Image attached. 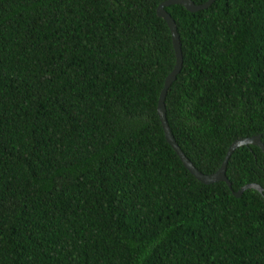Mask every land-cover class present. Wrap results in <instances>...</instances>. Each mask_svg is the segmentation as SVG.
Instances as JSON below:
<instances>
[{
    "label": "trees",
    "instance_id": "16d2710c",
    "mask_svg": "<svg viewBox=\"0 0 264 264\" xmlns=\"http://www.w3.org/2000/svg\"><path fill=\"white\" fill-rule=\"evenodd\" d=\"M159 1L0 0V264H264L260 148L228 187L163 136ZM164 8L165 118L209 173L264 145V0Z\"/></svg>",
    "mask_w": 264,
    "mask_h": 264
},
{
    "label": "water",
    "instance_id": "95a60500",
    "mask_svg": "<svg viewBox=\"0 0 264 264\" xmlns=\"http://www.w3.org/2000/svg\"><path fill=\"white\" fill-rule=\"evenodd\" d=\"M213 0H204L202 2L195 3L192 0H161L157 3L155 7V13L163 18L165 21L169 33H170V38H171V44L173 48V53H174V63L171 69L165 74L163 81H162V86L159 90L157 100H156V114L158 116V119L160 121L162 131H163V136L167 143L171 146V148L175 151L177 154L178 158L180 159L181 163L183 166L200 182L203 183H209L212 181H217V180H222L226 183L228 187H230V183L225 175V164L226 160L230 154V152L237 146L242 145V144H254L260 148V150L264 154V145L261 142L259 138V134H253L249 136H241L237 137L227 145L225 152L223 154V158L218 165V167L209 173H203L199 171L192 163L191 161L183 154L177 143L175 142L173 135L169 129V126L167 124L166 118H165V111H164V94L166 91V88L169 86L171 81L174 79L176 73L178 72L180 65H181V52H180V43H179V38H178V33L176 31V26L173 18L170 16L169 12L166 11L164 6L169 5V4H174L178 3L184 6L187 10L189 11H194L198 10L201 8H205L209 5L210 2ZM252 187L256 189L257 191L261 192L262 187L255 183V182H249L241 185L236 191H232V194L235 196H238L241 191L244 188Z\"/></svg>",
    "mask_w": 264,
    "mask_h": 264
}]
</instances>
